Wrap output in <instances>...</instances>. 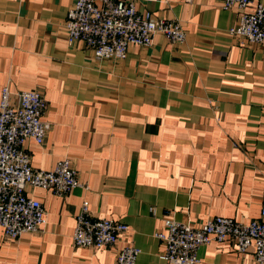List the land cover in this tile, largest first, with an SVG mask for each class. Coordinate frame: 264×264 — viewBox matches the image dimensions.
I'll list each match as a JSON object with an SVG mask.
<instances>
[{"label": "crops", "instance_id": "obj_1", "mask_svg": "<svg viewBox=\"0 0 264 264\" xmlns=\"http://www.w3.org/2000/svg\"><path fill=\"white\" fill-rule=\"evenodd\" d=\"M75 0H0L2 89L38 90L51 122L44 143L28 139L35 168L70 158L88 186L60 196L29 188L47 211L39 232L19 239L0 229V264H118L120 249H142L136 264H168L155 236L165 219L200 227L216 216L249 222L264 207V49L231 35L241 10L224 0H137L157 19L177 20L181 43L156 34L126 59H96L64 27ZM254 0L246 8L253 12ZM94 217L130 230L100 250L74 246L83 202ZM153 208V211L151 210ZM254 247L212 241L201 264H257Z\"/></svg>", "mask_w": 264, "mask_h": 264}, {"label": "built area", "instance_id": "obj_2", "mask_svg": "<svg viewBox=\"0 0 264 264\" xmlns=\"http://www.w3.org/2000/svg\"><path fill=\"white\" fill-rule=\"evenodd\" d=\"M191 2L192 0H187ZM254 0H224V8L237 6L241 10L238 22L229 33L264 49V3L247 12ZM70 43L83 42L92 49L96 59L127 58L132 46L149 45L156 34L173 43H181L186 32L177 20L157 19L149 11L138 9L137 0H75L64 24ZM2 89L0 101V229L8 239L17 240L24 233L39 232L47 221V211L29 188H44L63 196L82 183L70 158H64L49 169L35 168L25 143L33 139L42 144L51 129L44 120L48 102L38 90L13 93ZM153 211V208H151ZM165 231H157L164 248L158 257L168 264H201L199 250L212 241H233L237 250L246 252L254 247L255 261L264 264V207L261 216L249 222L216 216L200 227L168 217ZM130 227L111 217H94L89 203L83 202L76 217L72 240L76 247L100 250L114 246ZM142 249L128 245L119 250L118 264H136Z\"/></svg>", "mask_w": 264, "mask_h": 264}]
</instances>
